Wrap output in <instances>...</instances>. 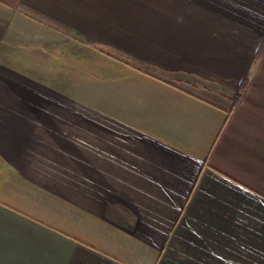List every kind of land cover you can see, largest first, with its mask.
I'll use <instances>...</instances> for the list:
<instances>
[{"label": "crops", "instance_id": "0c3cea01", "mask_svg": "<svg viewBox=\"0 0 264 264\" xmlns=\"http://www.w3.org/2000/svg\"><path fill=\"white\" fill-rule=\"evenodd\" d=\"M0 264H264V0H0Z\"/></svg>", "mask_w": 264, "mask_h": 264}, {"label": "rangeland", "instance_id": "374dc122", "mask_svg": "<svg viewBox=\"0 0 264 264\" xmlns=\"http://www.w3.org/2000/svg\"><path fill=\"white\" fill-rule=\"evenodd\" d=\"M32 54H30V50L28 49H6L5 60L15 64L16 67H23L24 69L32 68L34 69L38 75L46 76L49 79H54L56 76L62 71H64V56H58L57 59L53 57V55L46 56V52L40 50H31ZM30 55H33L34 59H30ZM48 55V54H47ZM36 56V57H35ZM36 58V59H35ZM62 58V59H60ZM47 61V66L44 64H36L35 62H43ZM62 62V63H61ZM25 71V70H24ZM54 85L61 86L64 82L52 80L50 82Z\"/></svg>", "mask_w": 264, "mask_h": 264}]
</instances>
